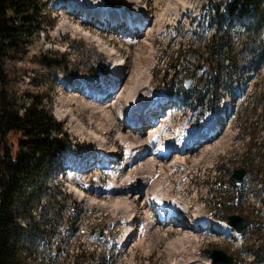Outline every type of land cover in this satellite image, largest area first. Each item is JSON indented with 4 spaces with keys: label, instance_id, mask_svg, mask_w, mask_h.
<instances>
[{
    "label": "rangeland",
    "instance_id": "1",
    "mask_svg": "<svg viewBox=\"0 0 264 264\" xmlns=\"http://www.w3.org/2000/svg\"><path fill=\"white\" fill-rule=\"evenodd\" d=\"M41 1L39 25L27 42V52L4 63L8 76L5 89L19 112L32 97L41 98L43 108L62 125L70 139L61 157H72L77 169L61 170L62 165L56 163L41 177H33L32 185L17 194V264H210L213 249L236 258L238 264H264V24L256 30V23L247 26L246 16L227 17L226 7L233 0H123L131 19L139 16L137 4L148 9L144 31L126 41L117 28L101 29L97 22L81 23L76 30L80 22L75 13L56 6L57 0ZM72 1L91 7L103 3ZM256 1L258 16L264 23V0ZM215 4H219L222 18L214 14ZM113 8L105 6L106 10ZM215 17L221 21L226 41L223 56L215 54L212 62L221 61V74L234 68L232 77L241 83L233 84L229 94L217 89L221 96L226 93L220 100L222 110L219 107L214 113L202 115L196 106H191V98L197 92L209 93L204 87L207 73L199 68L204 65L202 60H208ZM48 57L63 60V64L60 68L47 67L42 61ZM118 57L123 59L119 68L115 63ZM224 57L233 65L225 64ZM170 63L172 67L164 79V69ZM191 72L196 77L190 92L180 94L182 80ZM170 74L177 84L166 95L159 91L169 89ZM104 78L113 83L119 79V90L122 86V91L117 92V106L112 108L114 120L110 116H90L84 104L96 106L98 102L71 91L77 81L100 86ZM228 95L229 103L225 101ZM131 97L139 102L137 106L159 108L157 126L163 142L179 143L176 147L182 148L180 143L184 146L187 139L192 141L194 133L205 134L212 119L218 120L220 132L211 143L205 141L192 152H186L189 148L184 147L185 152L172 153L162 164L147 153L153 150L145 142L149 128L137 133L146 143L142 146L132 148L112 140L115 129L128 134L117 124ZM129 109L138 108L133 105ZM100 135L103 139L98 138ZM108 146L115 147L116 162L123 169L128 165L126 171L118 173L116 166L110 165L93 166L81 175L79 160L88 159L94 152L104 158L105 152L112 149ZM138 147H146L147 152ZM180 157L184 163L175 166L174 161ZM135 158L137 161L131 164ZM60 160L59 156L56 162ZM239 167L245 168L246 174L237 183L232 171ZM71 177V182L65 180ZM136 184L144 187L134 188ZM151 191L162 197L158 201L168 205L171 200L182 208L176 210L188 216L189 223L183 227L166 226L180 234L168 236L165 232L158 238L154 233L158 224L149 235L144 232L145 213H153ZM230 214H239L248 222L237 240L233 233L227 236L210 229L214 220L226 222ZM152 215L154 221L161 218ZM194 223L203 227L193 229L190 225ZM95 225L105 228L103 238L89 236V228ZM127 227L133 234L126 232ZM127 239L130 242L123 244Z\"/></svg>",
    "mask_w": 264,
    "mask_h": 264
},
{
    "label": "trees",
    "instance_id": "2",
    "mask_svg": "<svg viewBox=\"0 0 264 264\" xmlns=\"http://www.w3.org/2000/svg\"><path fill=\"white\" fill-rule=\"evenodd\" d=\"M105 4L118 7L123 0H104ZM41 0H0V264H17L16 239L20 231L16 212V196L33 177H41L48 167L55 165V160L70 145V139L63 131L62 125L43 108L40 97H32L30 102L18 111L16 104L5 89L8 76L4 63L13 58H20L27 52V42L34 34V28L39 25L38 16L41 12ZM256 0H233L227 6L228 16H248V27L255 25L256 30L263 26L257 13ZM214 14L222 18L219 4H215ZM223 15V14H222ZM215 27L210 36V53L204 63L207 69L205 81L209 93H194L192 106L205 112L219 104L221 94L240 81L232 77L234 68H227L220 73L221 61L212 62L216 54L223 56L226 41L225 32L221 31V21L215 17ZM258 24V25H257ZM47 67L60 68L63 60L43 58ZM225 64L233 62L224 57ZM171 63L164 69V78ZM174 76L167 82L168 88L174 84ZM164 83V82H163ZM188 94L190 90H182ZM14 149V150H13ZM25 209V206L22 207Z\"/></svg>",
    "mask_w": 264,
    "mask_h": 264
},
{
    "label": "bare ground",
    "instance_id": "3",
    "mask_svg": "<svg viewBox=\"0 0 264 264\" xmlns=\"http://www.w3.org/2000/svg\"><path fill=\"white\" fill-rule=\"evenodd\" d=\"M55 4H56V6H65L67 11H69V12H71L70 7L71 6H75L73 9L75 10V8H76L77 9L76 13L81 14L82 18H85L86 16H90L91 15V16L95 17V20L98 21L99 23L106 24L107 25V26H105L106 28L109 27V25L111 23H112V25L110 27L111 29L115 28V27H113V25H118V24L119 25H124V30L122 31V35L126 39V41L127 40L129 41L132 37H136V35H139L140 33H142L144 31V29L146 28L145 21H147V19H148V17H147L148 16V9L146 8V6L144 4H137L138 6L136 5L138 7L137 9H138V12H139V14H138L139 16H134V17H132V19L127 15L128 13L126 14V8L124 6H122L120 8H113V10H106L105 6H103V5H101V6L99 5V7L96 6L97 7L96 8V7H93V6L92 7L88 6L86 4H78L76 2H73L72 0H57L55 2ZM139 5H141L142 7L139 6ZM109 22H111V23L108 24ZM121 22H122V24H121ZM81 23L82 24H86V23H88V20L80 21V23L78 25H76L74 28L76 30H78ZM101 24H100V26H101ZM80 30L83 31V30H85V28H82V29L80 28ZM115 59L114 60L116 61L115 63H116L117 68L121 67V65L123 63V59L121 57H118V58H115ZM120 72L121 71H119L118 73H120ZM120 76H122V74H120ZM120 76L118 78H120ZM104 79H102V85L95 86L94 88H93L92 85L90 86L85 81H82V80L77 81L79 83H74L75 85L72 84L74 87H72L73 89H71V91L78 92L79 94H82L83 96H85L84 95L85 91H90L91 94L95 95V98L93 99L90 96H86V97L92 99V101H94L95 103L98 102V105L96 104V106H89L90 104H87V103L84 104V107L88 106V109H89L88 111L90 112V116H91V113H92V115L98 114V115H100L102 117H106V118L110 116L111 117L110 120H114L116 118V116L113 115L112 108L117 106V103H118L117 100L120 98V94L117 93L118 90H119V87H117L118 86L117 82L119 81V79L117 80V82L115 81L114 83H113L114 80L109 82L107 79H105V81H104ZM106 85H108V86L106 88H103ZM75 86H76V89H75ZM120 87H121L120 90L122 91V86H120ZM81 88L83 90L82 92L79 91ZM120 90H119V92H121ZM122 93H124V92H122ZM110 99L111 100L113 99V101L111 102ZM128 100L129 101L127 102V105H126V108L127 107L128 108L125 110V112H123L122 118H120V119H122L121 123L117 124L119 129L123 128L122 130H124V131L127 129V133L128 134H125V133L121 132L120 130L118 131L117 129L113 128L116 131H114V134L112 135V140L114 139V140L118 141L119 144L127 143L128 146H130V147H132V146H135V147L136 146H142V145L146 144L145 142H148L152 146L153 150L149 153L146 150L144 151V148L146 149V147H142V148L138 147L139 151L141 150V152H142V150H143L144 152H147L149 155H153L154 157L153 156L152 157L155 158L156 160H158L162 164L165 163L167 161V159L170 158L172 153H175V152L180 153L182 151L185 152V150H183L184 147L186 149L189 148V149H187L186 152H189V151L192 152L193 149H196V148L198 149L199 147H201L202 143H204L205 141L208 144L211 143V141L216 136H218V133L220 132L219 131L220 127H219L218 120L214 121L212 119L211 121H209L210 124L208 123V128H207V131H206L205 134H196L195 133L191 137L192 141L189 140L190 139L189 138V139L186 140V144L184 146H183V143H180V145H182V148L181 147H176V144H179V143H174V145H173V143L171 141H168V142H165V141L163 142L162 141V137L160 135L161 134V132H160L161 128L158 127L159 125L157 126V124L160 122L159 119L157 118V114H156L157 110H159V108L155 109L154 105H151V106L149 105L148 106L147 104L142 105V106L141 105L137 106L136 104H138L139 102L138 101L137 102L133 101L132 97L130 99H128ZM225 100L229 101V98H226ZM107 101H110V103L108 105H105L106 107H103L102 104L106 103ZM133 105H134V108H138V109L135 110V111L129 109ZM81 106H83V105H81ZM147 110H152V111H151L150 116L148 117V119L144 120V116L143 115H145L144 113ZM219 110L221 111L222 107H220ZM130 121H132V123H129ZM147 128H149V130L150 129L151 130L148 131L149 135H148V132H147L148 137L146 139L148 141L144 142V140L141 139V136L140 135L138 136L137 133H140L143 130H146ZM108 129L109 128L106 129V133H107V131H109ZM92 134L95 135L94 132H92ZM98 138L99 139H103V137H101V135ZM103 142L105 143V141L102 140V146H105V144H103ZM160 143H163L164 146H162ZM108 147H111L112 149L111 150L109 149L108 151L105 152V158H103L99 153H97V152L95 153L94 152V153L91 154V156L89 155L90 157L88 156L89 157L88 159H86V160L80 159L78 164L80 165V167L83 166V169H80V170H84V168H86L90 164L93 165V166H96V164L99 163L100 159L102 161H100V163H99L101 165V166L99 165V168L102 167V166H103V168H105L108 165H111V168L116 166L117 171H120L118 173H121V171L125 170L126 167H128V165H126L124 167V169H123L122 166H121L122 164H118V162H116L117 159L115 158V154L114 155L112 154V152L115 150V147L114 146H108ZM154 148H156V149H154ZM135 153H137V152H135ZM175 155H179V154L175 153ZM139 156H141V155H139ZM143 156H144V154H143ZM174 156H173V158H174ZM177 159H179V158L177 157ZM144 160H146V159H144ZM136 161H137V159L135 158L134 161L131 162V164H133ZM171 161H172V159H171ZM74 163L75 162L73 161L72 157H67L66 158V163H65V165H63L61 170L66 169L68 164H70L69 169L71 170L72 167H74V166H72V165H74ZM181 163H184L182 158L179 161H177V160L174 161V165L175 166H177V164L179 165ZM89 169L90 168H87L84 171L88 172ZM84 171L81 172L82 173L81 175H83L85 173ZM165 173H167V172L165 171ZM70 179L73 180V177H71ZM140 184H142V183H140ZM73 186H74V188H76L75 185H74V182H73ZM136 186H137V184H136ZM143 187H144V185H138L137 187H134V188H143ZM160 197H159L158 193H156L154 191H151V198H153L151 200L156 201V203H160L159 207H161L162 209H166L167 210V212L164 213L165 217L155 219L156 221H154L152 219L153 218L152 214L153 213L156 214L155 212H157L160 209L159 207L158 208H153L152 210L150 209L153 213H151L149 211H146L145 214L147 216H146V218H144V219H146L145 222H144L145 226L143 225L144 226V229H143L144 232L149 235L150 232L152 231V229L156 228L155 226L158 224V228L159 229L158 230H154L155 231L154 233H157V237L158 238L164 236L165 232L167 233L166 235H168V236L170 234H180V233H178L177 230H176L177 231L176 232L175 229L172 230L169 227L167 229L166 226L168 224L169 225L175 224V225H179L180 227H183L184 226L183 224H188L189 223L188 222V216H182L184 213H182L181 211H176L175 212L174 208H172L174 205L171 204V200H170L168 205H164L163 204V203H165V201H158L157 199H159ZM166 200H168V199H166ZM156 206H157V204L154 203V207H156ZM177 206H179V205L175 204V206H174L175 209H182V208H178ZM173 216H175L177 219L173 218ZM197 219H195V220H197ZM182 222H184V223H182ZM212 225L213 226L210 227V229L212 231H216L218 234H223V235L225 234L227 236L230 233H233L234 239H236V240L239 239V234L236 233L231 228V226H229L227 223H225V222H223V223H213ZM129 226L131 227L132 225H129ZM190 226H192L193 229H195L196 227H198V228L199 227H203L200 224H195V223L191 224ZM130 227H127V232H128V234H130V232H131V234H133V230L131 229L132 227L131 228ZM171 227H173V226H171ZM230 230H231V232H229ZM105 232H106V230H105ZM127 237H128V235L125 236V239ZM185 237H187V236H185ZM129 239H130V237H129ZM127 241H129V240L128 239L125 240L123 244H127Z\"/></svg>",
    "mask_w": 264,
    "mask_h": 264
},
{
    "label": "water",
    "instance_id": "4",
    "mask_svg": "<svg viewBox=\"0 0 264 264\" xmlns=\"http://www.w3.org/2000/svg\"><path fill=\"white\" fill-rule=\"evenodd\" d=\"M195 75L193 73L184 80V87L189 88L192 81L194 80ZM245 175V168L239 167L233 171V178L235 181L240 182ZM227 222L230 224L236 232H240L243 228L247 227V220L239 214H230L227 216ZM96 233V238H101L103 235L102 229L99 225L91 226L89 228V236H92ZM211 264H238L237 259L226 254L224 251L219 249H213L210 252Z\"/></svg>",
    "mask_w": 264,
    "mask_h": 264
}]
</instances>
